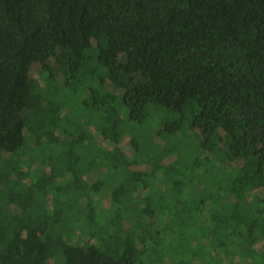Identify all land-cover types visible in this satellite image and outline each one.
<instances>
[{"label": "trees", "instance_id": "1", "mask_svg": "<svg viewBox=\"0 0 264 264\" xmlns=\"http://www.w3.org/2000/svg\"><path fill=\"white\" fill-rule=\"evenodd\" d=\"M0 264H264V0H0Z\"/></svg>", "mask_w": 264, "mask_h": 264}, {"label": "rangeland", "instance_id": "2", "mask_svg": "<svg viewBox=\"0 0 264 264\" xmlns=\"http://www.w3.org/2000/svg\"><path fill=\"white\" fill-rule=\"evenodd\" d=\"M95 54V47L89 49L85 53L84 62H82L79 70L74 73V79L71 78V75L69 74V67L66 64H56L53 68H51L52 76L50 78L47 75L48 71L44 73V77L40 75V70L37 66L32 67L30 71V78L35 82V93L43 95V97H48L54 102V104H60V106L63 105L64 114L67 115L69 124L78 123L82 126V122H77L79 116L82 115L83 118H86L90 115V112L87 111L88 109L84 110V108H81V104L91 103L90 100H88L90 92L89 88L96 87L95 83L98 84L97 80L99 78L98 76H100L101 68L100 70L96 69ZM51 73L49 75H51ZM99 93H102V87L101 90H99ZM171 117L172 113L161 107L159 110L152 111L147 121L140 126L142 127L141 133L144 135L149 134V137L152 136V138H155L154 136H157V131L155 129H157L158 125L163 123V120H169ZM186 126V124L183 125V128L181 129L182 133L180 132L182 135H180V137H182V142L184 144L188 143L191 145L193 139L187 137L189 131ZM122 130L126 135H130L135 131L134 127L126 121L122 125ZM119 140H121V146L124 147L127 139L122 137ZM157 144H159V142ZM129 153L130 152H127V154ZM102 193H104V191H102Z\"/></svg>", "mask_w": 264, "mask_h": 264}]
</instances>
